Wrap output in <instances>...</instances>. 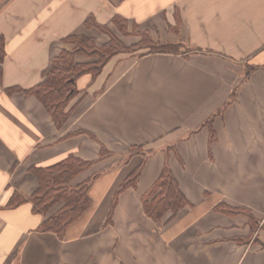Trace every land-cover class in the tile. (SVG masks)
Returning <instances> with one entry per match:
<instances>
[{
	"label": "crops",
	"instance_id": "0c3cea01",
	"mask_svg": "<svg viewBox=\"0 0 264 264\" xmlns=\"http://www.w3.org/2000/svg\"><path fill=\"white\" fill-rule=\"evenodd\" d=\"M116 15L184 49L120 53L91 85L81 76L87 92L63 128L36 96L6 92L38 84L69 35L105 42L86 19ZM0 36V264H264V0H0ZM138 144V183L108 219ZM69 153L95 160L75 183L97 176L91 207L60 238L30 202L5 204L36 190L32 166ZM167 163L188 204L158 223L142 197Z\"/></svg>",
	"mask_w": 264,
	"mask_h": 264
},
{
	"label": "trees",
	"instance_id": "16d2710c",
	"mask_svg": "<svg viewBox=\"0 0 264 264\" xmlns=\"http://www.w3.org/2000/svg\"><path fill=\"white\" fill-rule=\"evenodd\" d=\"M86 24L97 28L108 39L98 43L94 36L72 34L65 40L72 44L69 49H62L53 59L50 67L43 73L42 80L33 87L13 86L6 88L8 94L24 93L36 96L52 117L58 128L68 122L75 99H81L86 89L78 88V79L86 74L91 76L90 85L101 74L105 65L120 53L144 56L150 53L180 52L181 43L156 40L148 30H141L126 17L116 15L111 24H100L89 16ZM124 36L137 35L139 39L127 42ZM6 54L5 39L0 36V82L3 60ZM78 57H82L80 60ZM136 148V151H134ZM143 148V150H141ZM141 150V152H140ZM129 156L142 154V161L126 176L117 187L109 211L111 219L120 194L135 187L142 172L148 149L144 144L130 147ZM108 149L102 147L101 156H106ZM95 160L84 159L74 153L48 165H34L31 170L36 176L38 187L30 196H24L17 189L6 202V207L30 202L35 213L44 215L39 229L55 232L62 237L67 228L78 221L93 203L90 188L97 175H92L75 183V178L88 170ZM145 213L158 223L167 222L188 204V199L180 188L179 182L167 163L159 178L142 197ZM237 210V209H235ZM167 214H170L166 218Z\"/></svg>",
	"mask_w": 264,
	"mask_h": 264
},
{
	"label": "rangeland",
	"instance_id": "374dc122",
	"mask_svg": "<svg viewBox=\"0 0 264 264\" xmlns=\"http://www.w3.org/2000/svg\"><path fill=\"white\" fill-rule=\"evenodd\" d=\"M90 31V34H96L97 33V30H95L96 31V33L93 31V30H89ZM97 37H98V35H97ZM99 37H101L100 35H99ZM98 37V38H99ZM182 49H184V47H183V45L180 47V50H182ZM247 68H248V66H247ZM75 101V100H74ZM74 101H73V104H74ZM74 108H75V105H74ZM73 113V112H72ZM70 119V118H69ZM141 150H143V148H141ZM141 150H140V152H141ZM145 150H146V148H145ZM134 151H136V148H135V150Z\"/></svg>",
	"mask_w": 264,
	"mask_h": 264
}]
</instances>
